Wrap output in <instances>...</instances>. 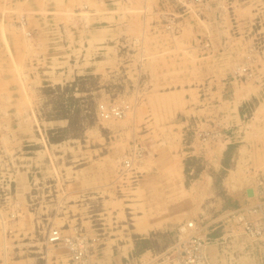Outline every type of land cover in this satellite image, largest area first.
Segmentation results:
<instances>
[{
    "label": "crops",
    "instance_id": "crops-1",
    "mask_svg": "<svg viewBox=\"0 0 264 264\" xmlns=\"http://www.w3.org/2000/svg\"><path fill=\"white\" fill-rule=\"evenodd\" d=\"M174 6L171 0H0L8 21L0 30L10 74L5 89L22 97L16 118L0 121L14 130L0 137V192L14 180L11 196L0 200V264H45V258L73 264L65 245L46 252L37 244L54 228L97 240L86 264H171L163 256L190 221L203 238L231 234L230 253L210 246L213 264H264V240L251 246L234 237L237 227L228 218L264 202V142L249 130L258 123H247L245 113L251 100H259L254 114L264 99V53L254 38L229 37L215 9L199 16ZM172 16L179 32L171 37L161 21ZM21 17L25 29L10 23ZM142 31L153 42L146 43L153 51L147 58L130 52ZM209 33L215 47L223 48L218 35L227 37V50L206 54L201 41ZM244 55L257 67L252 76L242 71ZM16 63L23 76L14 72ZM31 64L39 75L29 73ZM89 74L103 81L99 91L106 96L115 86L130 90L145 74L149 84L123 119L102 120L82 138L51 141L43 129L66 128L70 120L35 119L24 81L64 83ZM133 142L146 151L128 170L123 159ZM13 202L19 218L7 232Z\"/></svg>",
    "mask_w": 264,
    "mask_h": 264
},
{
    "label": "rangeland",
    "instance_id": "rangeland-1",
    "mask_svg": "<svg viewBox=\"0 0 264 264\" xmlns=\"http://www.w3.org/2000/svg\"><path fill=\"white\" fill-rule=\"evenodd\" d=\"M171 2L178 6V8H185V14L187 12H194L196 11L199 16L204 15L207 10L215 9L217 13V19L216 20L219 24H223L224 22L227 24L224 28L227 29V33L231 32L229 37H233L234 39L241 40L246 38L247 41L251 38H254L256 41V50L260 51L262 54L264 53V0H171ZM174 6V7H175ZM25 17H21V19H14L10 23L12 25H15V27L18 28L20 26L21 28L25 27ZM138 19H141V17H138ZM172 20V21H170ZM138 21V20H137ZM215 21V22H216ZM7 18L4 14L0 16V30L4 31L6 30ZM176 17L172 16V19L168 17L166 20L163 18L161 21L162 25L163 23H167L165 25V29L171 34V37L173 35L178 34V26H177ZM245 24L246 27H252L251 33L244 34L243 31L240 32V28L238 27L239 24ZM11 25V24H10ZM17 25V26H16ZM150 25V24H149ZM169 25H172V27H176V32L172 33L168 28ZM222 26V25H221ZM222 26V28H223ZM14 27V26H13ZM141 27V26H140ZM249 29V28H246ZM135 33V32H134ZM131 33V34H134ZM137 33V32H136ZM27 36H29V32L27 31ZM169 34V35H170ZM139 37H136L140 40V43L138 45H135V47H138V49L131 50V54H134L141 50L144 56H150L153 55V51L151 48H149L146 43H153L152 39L149 37L148 33L142 31L139 34ZM217 41L220 39L221 43H219L221 47H215V43L213 42V37L209 34L203 37V41H201V45H205L204 47H207L204 51L206 54L214 53L217 50L218 51H226L228 46H226V43L224 41L227 40V37H223L218 35ZM217 38V35H216ZM244 44L247 45V43L244 41ZM226 46V47H225ZM140 48V49H139ZM9 49V48H8ZM254 50V49H251ZM229 54L228 52H226ZM6 49L2 43H0V121H9L11 118L15 119L17 110H16V98H22L19 94L13 95L12 91H7L5 89V79L10 75L8 71H5L4 66V59L6 57ZM131 56V55H129ZM133 57V56H132ZM246 58L245 62L242 65V71L245 75L249 76L253 71H257V67L253 66L251 68L250 66V56L244 55ZM243 57V58H244ZM8 67V66H7ZM15 70L14 72H19L20 75L23 76V65H18L17 63L14 65ZM29 73L31 75H39V70L37 68V64H31L29 65V68L27 70H30ZM253 70V71H252ZM249 74V75H248ZM253 75V74H252ZM251 75V76H252ZM245 76V77H247ZM143 80H140V83L138 84L135 80V87L131 85L130 90H124L123 87H119L118 89L115 87L111 90L108 95H103L99 89L100 85L103 83V81H100L98 78H96L94 75H79L75 79H73V82H64V83H53L49 81H44L43 83L39 80H33L30 81L29 78L25 82V88L28 94V98L30 99V107L33 109V115L34 118L41 121L45 120H57V119H68L70 120V124L66 128H51L49 129L44 128L43 132L46 133L47 136L51 141H60V140H66L68 138H82L85 130L90 126H96L100 121L105 120H120L122 118H109L106 119L102 117L101 115V105L106 106H112V105H123V104H129L130 110L133 109V105L135 104V100L138 97L143 96V92L146 91V88L149 84V79L147 78V75L145 74L143 76ZM33 78V76H32ZM35 79V78H34ZM105 82V81H104ZM113 85H116V83L119 85V82L113 83L110 81ZM21 83L23 85V80H21ZM110 83V85H111ZM134 83V82H133ZM106 86V85H105ZM142 87L143 90L138 91L137 87ZM108 88V87H107ZM264 98V96H263ZM19 101V99H17ZM134 102V103H133ZM23 103V100H22ZM259 104L258 99H253L249 103L248 109L245 112L247 114L246 122L252 123L257 122L258 125L252 128H249V130H252L257 139L260 142H264V121L261 123V117L262 114H264V99H262V103L258 109L257 112L253 114V111L251 108H255ZM19 111V110H18ZM18 118H23V110L18 112ZM260 124H262L260 126ZM11 128H2L0 127V137L1 136H7V135H13L14 130ZM20 129H18L19 131ZM67 141V140H66ZM264 148V147H263ZM262 154L264 155V151L262 150ZM264 159V158H263ZM125 160V159H123ZM138 162V161H136ZM135 162V163H136ZM124 165V163H123ZM13 181L11 178H9L7 184L9 185L8 191L4 193V190L0 192L1 198L0 200H3L5 198H8L11 196V185L13 184ZM17 203L13 202L11 203V206L9 207L8 211H10L8 218L6 219L5 229L7 232H11L9 228V224H11L12 221H15L19 218V210L16 209L15 206ZM15 206V208H13ZM4 210V206L0 205V211ZM1 213V212H0ZM13 214V215H12ZM182 225V224H181ZM180 227V226H179ZM58 229V228H54ZM60 229V228H59ZM51 230V229H50ZM62 232V231H61ZM50 233V231H49ZM48 233V235H49ZM48 235L46 236V239H38L37 244L40 245L45 251L47 252V249H52L56 246H64L63 243H50L48 242ZM66 247V246H65ZM67 248V247H66ZM68 249V248H67ZM69 250V249H68ZM72 260V259H71ZM45 264H48V259L45 258L44 260ZM73 263V260H72ZM74 264V263H73Z\"/></svg>",
    "mask_w": 264,
    "mask_h": 264
},
{
    "label": "built area",
    "instance_id": "built-area-1",
    "mask_svg": "<svg viewBox=\"0 0 264 264\" xmlns=\"http://www.w3.org/2000/svg\"><path fill=\"white\" fill-rule=\"evenodd\" d=\"M168 29L172 33L176 32V27H172V25H169ZM129 109V104L112 106L104 104L100 108L102 117L106 119L122 118ZM145 151L144 146L133 142V148L123 162L124 166L128 170L132 169L135 162L143 158ZM228 218L237 227L234 237H242L244 243L251 246H256L264 240V202L248 208L247 211L232 213ZM197 229L194 221L180 225L178 240L165 252L163 261L171 264H213L209 253V248L213 244L221 245L226 253H230L231 234H223L219 238L209 239L196 234ZM48 242L63 243L69 249L74 264H86L97 240L87 237L82 231H77L73 235H64L60 229H51Z\"/></svg>",
    "mask_w": 264,
    "mask_h": 264
},
{
    "label": "bare ground",
    "instance_id": "bare-ground-1",
    "mask_svg": "<svg viewBox=\"0 0 264 264\" xmlns=\"http://www.w3.org/2000/svg\"><path fill=\"white\" fill-rule=\"evenodd\" d=\"M133 103H134V102H133ZM132 107H133V106H132ZM129 110H130V109H129ZM129 110L126 112V115L129 114ZM130 112L132 113V110H131ZM126 115H125V116H126ZM205 132H206V131H205ZM210 132H211V131H210ZM210 132H209V133H210ZM204 134H205V133H204ZM207 141H208V140H207ZM207 141L205 140V142H206L205 144H207ZM210 141H211V140H210ZM123 162H124V161H123ZM12 215H13V214H12Z\"/></svg>",
    "mask_w": 264,
    "mask_h": 264
}]
</instances>
